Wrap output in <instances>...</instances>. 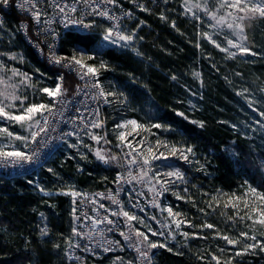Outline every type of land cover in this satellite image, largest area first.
<instances>
[{
    "label": "trees",
    "instance_id": "trees-1",
    "mask_svg": "<svg viewBox=\"0 0 264 264\" xmlns=\"http://www.w3.org/2000/svg\"><path fill=\"white\" fill-rule=\"evenodd\" d=\"M166 7L165 2L156 3L148 13H135L137 16L134 15L135 19L130 23L132 31L135 30L133 50L96 48L98 36L92 34L94 43L88 51H99V57L107 60L105 78L109 79V91L117 94L114 97L120 101L118 105L137 111L146 128L161 123L177 130L160 131L153 128L155 134L149 136L150 141L161 139L165 143L181 142L193 147L196 161L180 162L184 173L183 185L178 188L179 198L170 196L172 208L184 213L187 221L196 226L203 227L205 222L219 224L225 234L233 233L234 218L229 219L233 217L232 213L221 208L218 201L224 197L241 195L247 184L264 190V151L243 139L240 131L237 132L229 124L238 120L233 121L234 118L230 116V120L223 122L217 109L236 115L234 108L227 103L233 102L234 95L230 86L225 87L221 81L213 79L212 69L219 72L224 69L230 74L239 72L244 79L257 83H260L264 73L258 70L255 76H251L255 68L244 64L238 67L235 63L233 66L218 56L213 60L214 63L210 62V67H206L204 60H200V42L195 23L177 12L171 14L176 21L175 28L169 26V22H165L156 12ZM19 19L20 16L12 12L7 15L3 25L10 24L16 30L15 22ZM126 22H130V19ZM77 36L78 32H66L59 51L68 54L83 47L77 45ZM14 43L16 49L21 50L31 63V71L46 73L50 77L58 75L59 69L40 60L20 35ZM201 62L202 70L197 68ZM194 69H200L202 74L201 89L192 88L200 97L197 100L199 112L193 114L195 117L186 114L185 109L181 111L182 106L178 104L184 97V88H187L183 84ZM63 76V88L67 93H72L75 83L73 76L67 72ZM50 83L53 85L55 81L51 80ZM121 92L123 97L119 96ZM178 112H184L187 120L176 115ZM120 113V110L105 106V125H114L116 121L111 123L112 116L119 117ZM192 120L203 121L204 127L199 128L190 123ZM180 129L186 131L181 134ZM52 169V172L41 173L45 177L42 182L44 189H62L65 186H61V182L66 181L82 188H100L104 184L110 185L117 171V168L102 166L92 156L86 159L60 156L54 159ZM32 175L0 173V264H73L65 257L72 235V201L66 194H42L38 187L29 183ZM45 225L48 235L41 237L40 229ZM213 233V230L201 233L202 236L194 238L189 247L184 246L187 242H183L180 248H159L153 255L154 264H210L208 261H212L208 255L214 250ZM258 264H264V257Z\"/></svg>",
    "mask_w": 264,
    "mask_h": 264
},
{
    "label": "rangeland",
    "instance_id": "rangeland-1",
    "mask_svg": "<svg viewBox=\"0 0 264 264\" xmlns=\"http://www.w3.org/2000/svg\"><path fill=\"white\" fill-rule=\"evenodd\" d=\"M165 3L167 4V7L164 10L160 9L159 11H156L155 9V11L158 12L157 15L160 18H162V16L166 17V19H162L165 22L168 21L169 26L175 28L176 21L173 19V16H171V14H177V12H181L183 16L189 18L192 22L195 23L196 35L199 37L200 42V46H198L199 55L201 56L200 60H204L203 63L206 67H210V62H213V60H215V57L218 56L220 60H223V62L231 64L233 66L235 63V66L238 67L240 66V64H244L246 67L248 66L251 68H255L254 71H251V76H255V72H257L258 70L264 73V18H256L251 21H244L245 28L243 35L246 37V40L243 41V44L246 47L250 48L251 53H255L254 55L251 53L244 54L241 53L238 49L232 48L227 44L228 39H232L238 43L241 42L239 40V34L234 33L233 30H230L223 25L212 27L211 25H215L216 21L205 14V7L209 12H216L217 16L225 15L226 12L231 11L229 9H221L219 7L220 0H189L187 6L185 5V0H165ZM197 5H199V7H197ZM187 7H191L192 11L188 12ZM193 13H195V15H193ZM197 16H199L200 19H197ZM134 19L135 18L132 17L130 19V22H123L120 25L119 30L123 31L125 34H130L132 32L130 23L133 22ZM230 20L231 18H229V21ZM15 24L17 23L15 22ZM173 24L175 26H173ZM108 27L110 26L105 23H100L99 28H97V30H95L94 32H91L92 34H96L98 36V46L96 48L104 49L112 47L133 50L135 38L129 43V46L127 47H121V45L124 43L122 41L118 44H111L110 42L103 41L102 36L104 35L105 30ZM204 33H207L208 36L211 37V39H208L204 35ZM18 35L20 34L18 33L17 28L15 30V26L11 27L10 24H7L6 26L3 25V27L0 29V63H3L4 65V67L0 69V102H3L4 105H7L6 111H10L15 114H20L21 99H23L24 97H27V99L23 100V107H27L30 103H36V100H38L37 104H47L51 102L53 98L48 97L47 94L40 91V89L45 87L54 89L56 84L61 82L58 79V77H60L59 71L57 76L50 77L49 74L41 73L39 71H31L29 69V65H31V63L27 61V57L21 50L16 49V45L14 43V40ZM113 39H115V36L113 37ZM202 40L204 41L203 45ZM213 40L216 41V44L220 45V48H217L216 45L212 43ZM222 48H228L229 51L235 52L236 55L234 57L229 56L227 52L221 51ZM98 52L99 51L90 53L88 51L86 55H95V59H86V63L94 65L99 69L98 77L99 79L101 78L100 81L103 83L104 89L107 92H110L109 79L105 78L104 72L105 70H108V68H99L101 62H104L107 65L108 62L107 60H102L99 57L100 55ZM13 54H15L16 59L11 58ZM73 54L79 56V52L77 51L74 53V50L67 55L72 56ZM197 68H200L202 70V62L199 63ZM12 69H18L21 75L14 76L12 73ZM200 69H194L193 72L190 73L188 80H186L183 84L184 87H187L184 88V97L182 98V100L178 101V104L182 106L181 111L185 109L187 111L186 114H190L192 116H194L193 114L199 110L197 100H200V97H198L197 92L192 90V88H195L196 90L201 89L202 74ZM197 73L199 74V78H196ZM23 74H27V76L29 77L27 83H21V81L24 79ZM212 74L214 80L221 81L225 87L230 86L231 90L233 91L231 92L234 95L233 102L230 103L227 101V103L234 108L236 115H231L230 113L222 111V109H217L219 111V114L221 115L223 122H227L228 120H230V116L234 118L233 121L238 120L237 122L235 121L236 123L230 122L229 124L232 126L235 125L234 128L237 132L240 131L239 133L240 135H242L243 139L248 141L254 147L263 148L264 151V116L260 115L261 112H264V77H262L260 83H257L253 80L248 81L244 79L243 75L239 72H237L236 74H230L224 69L220 72L218 70L212 69ZM51 80L55 81L53 85H51L50 83ZM12 96L20 97L21 99L13 100L11 99ZM119 102L120 101L114 96H108L105 104V106L112 107L113 110L121 111L119 117L112 116L111 123L113 122V120L116 121L114 125L106 126L104 120L105 116H103L102 122H100L102 124L101 127L93 128L85 135L81 136L78 140H74L66 149H64L60 153H57L56 156L52 157L45 164L40 166L33 173L30 180L31 184H33L35 188L38 187V190L39 188L43 187L42 182L45 177H43L41 173L43 171L49 172L48 169L53 168L54 159L60 156L61 158L75 157L80 159H86L87 157L90 158V156H92L93 159L99 162L102 166L108 168H117L119 164L118 153H120V147H125L129 149L128 153H131V155H128V158L136 159L137 163L143 164L141 168L144 171L149 172V177L144 178L149 193L152 194L156 190H158L155 193L154 201L151 204V210H153V213H147L146 216L140 215L135 221H133L135 228V231L133 230V232L135 233L134 241L139 244L140 251H148L149 254L153 256L159 248H175V246L180 248L183 242H187L184 246L189 247V243L194 238L202 236L201 233H204L207 230H213L214 233L211 235V238L215 240L213 242L214 250H212L208 255L212 261H208V263L217 264V260L213 259V257H217L220 264H258L260 261H262L264 257V251H262L259 246H257L255 249H250L247 252H242V254L239 256L236 255V252L241 251L247 244L255 243V241L247 237H241L240 233L242 232L248 233L249 237L255 235L258 241L264 243V226L259 224L254 225L253 221L247 218L241 219V217H247V215L249 214V210L245 209L244 207L246 202L255 207L262 206L261 202L258 200V197H255L250 192V184H247L243 187V192L241 195L235 197H224V199L218 201V205L221 208L230 210L232 213V218H234V221L232 222V224L234 225L233 233L227 232L225 234L222 225L219 224H212L214 226L213 228H207L204 227V225L210 224L208 222H205L202 227L200 225H194L191 221H187L184 213L174 210L170 205L172 204L170 196H172L173 198L179 197L178 192L180 193V191L178 188L183 185V180L176 179L175 177H167L164 174L169 171H175L177 169L183 173L180 162H190L191 160L196 161V154H189V159L186 161L184 159H181L180 156H173L170 153V149L173 145H175L177 148H183L186 146L181 142L165 143L160 139L158 141L161 143L158 146V141H150L149 136L151 137L152 134H155L152 130L153 128L151 127V125L146 128V125L143 123L141 117H139V115L137 114V111L132 109H124L123 107L118 105ZM13 104L16 105V107H11V105ZM130 120H136L140 125H143V128L137 129L136 132H133L131 125H128L127 128L115 127V125L117 124H124L126 121ZM257 121H259V123H257ZM34 126L35 124H33L30 128L26 125L21 126L18 123L0 117V128L7 127L8 130L14 134V136H27L29 138L27 141H19L15 140L14 137L0 135V147H4L5 145H7L8 147L4 148V150L8 151L24 147L25 144H27L31 140V133L34 130ZM145 128L150 129V131H147L145 133ZM159 130L168 131L164 128H161ZM122 131L126 134L132 132V135H128L126 141H124L123 143L118 139L119 133ZM93 134L101 136L103 137V139L99 141L93 140L91 138ZM156 135H158V133H156ZM142 139L144 140V143L139 144L138 141ZM129 142L131 146H129ZM164 144H167L168 147L165 148ZM72 145H75V147H72ZM149 147H151L153 150L151 154L147 152V148ZM96 150H102L106 156H115L116 159L111 160L108 164H105L96 158ZM142 151L144 157L150 160L149 165H145L143 163V158L140 155ZM161 152L164 154L163 157H161L160 159L152 160L151 157L153 154L159 156ZM154 173L161 174L159 177L160 183H157L156 180H152L151 183H149V178ZM164 180H173L174 183L164 184ZM153 185H155V191L151 190ZM61 186L65 187L62 189L58 188L56 190L45 189L46 192L41 193L44 195H47L46 193H51V196H53L54 194L68 193L70 190H73L76 184L74 182L66 181L61 182ZM165 188H167L168 190L164 191ZM257 191L264 192V190L259 189H257ZM66 195L70 197V194ZM236 197H240V200H236ZM226 204L228 205L227 207H225ZM232 204L237 205V207L233 208ZM169 207L172 208L174 214L172 216H170L166 210ZM237 212H239V215H237ZM175 213H179L180 215L176 216ZM176 220L187 221V223L182 222L180 228L177 229L175 225ZM157 221L160 222L161 227L168 226L170 228L169 231L160 230L158 233H156V235H152V228L155 224H157ZM130 222L132 221L130 220ZM149 229H151V232H149ZM137 231L143 232L148 235L149 241L156 243L157 245L164 244L166 245V247L158 246L154 249H149L148 242L144 241L142 236H137ZM160 233H163V235H161ZM183 233H188V235L185 236L183 235ZM217 233H219V235H217ZM225 235L230 239L239 240L240 243L236 245L227 244V242L221 238ZM173 236L175 237L174 239ZM129 248L130 245L129 247H118V249H115L111 257L102 261V264H109L112 261H114L116 264H135L133 251ZM65 257L67 261L70 262L66 255ZM201 258L203 259L204 256H201ZM203 260H205V258Z\"/></svg>",
    "mask_w": 264,
    "mask_h": 264
},
{
    "label": "built area",
    "instance_id": "built-area-1",
    "mask_svg": "<svg viewBox=\"0 0 264 264\" xmlns=\"http://www.w3.org/2000/svg\"><path fill=\"white\" fill-rule=\"evenodd\" d=\"M23 2L24 0H10L9 6L0 5V21L3 22L0 27L4 24L7 15L12 12L17 13L20 19L17 21L16 28L24 42L40 60L57 67L59 76L63 75L64 72L70 73L76 82L72 93L65 91L63 97L56 98L55 107L52 108V111L44 113L48 119L47 126L41 120L40 125L34 126L33 132L39 131L41 127H46L47 130L41 132L35 141L31 138L26 144L27 147L19 148L28 155L35 153L36 158L32 161H22L19 164L0 160V173L13 176L34 173L41 165L66 149L71 142L78 140L92 130L93 121L102 122L103 107L106 100L99 95L98 88L92 87L94 79L91 76L80 79L77 72L69 71L67 68L50 62V57L53 54L71 57L59 51L64 34L68 31L77 32L76 29L80 27V25H73L69 21L83 19L85 24H93V28L90 29L91 32L97 30L100 23H105L110 27L118 25L119 30L120 25L131 19L136 12L144 11L140 5L147 8L146 12H149L154 4L163 3L165 0H117L115 4L101 5L102 8L109 11L111 16L117 17L116 20H109L92 14L94 5L91 3L85 5L82 0L79 3L76 0H36V9L42 13L39 23L35 21L27 7L25 9L19 7ZM56 3L61 6L74 4L77 11L69 12L66 9L65 13H59V9L55 7ZM45 21H51V23ZM22 25L27 27L22 28ZM48 45H53L51 51ZM100 85L103 87L101 81ZM51 102L47 104H51ZM71 133L76 134L72 135ZM128 152V148L120 147L119 164L111 185L104 184L103 187L95 189L76 186L72 190L82 194L76 197L70 195L72 201V237L67 244L65 254L73 264H102V261L112 256L115 249L120 246L129 247V245V249L134 254L135 264H154L153 256L149 254V259H145L137 251L139 244L134 241L135 233L133 232V230L135 231L133 221L136 219L130 222L127 217L119 215L121 208L136 218L140 215L146 216L147 213H153L151 204L154 201L155 193L158 191L150 194L145 179L142 181L132 180L129 172L136 175L141 171L143 164H129L128 160L130 159L126 155ZM118 176L123 177L119 182H117ZM109 196H114L119 204L113 203L108 198ZM101 204L104 205L103 208L100 207ZM112 213H117V215ZM105 217L107 220H112L113 223L108 224ZM95 220H103L104 222L94 224ZM156 223L152 228L153 233H158L160 230L169 231L168 226L161 227L159 221ZM73 229H76L79 235L74 234ZM105 248L109 250L105 251ZM109 264L116 263L112 261Z\"/></svg>",
    "mask_w": 264,
    "mask_h": 264
},
{
    "label": "snow or ice",
    "instance_id": "snow-or-ice-1",
    "mask_svg": "<svg viewBox=\"0 0 264 264\" xmlns=\"http://www.w3.org/2000/svg\"><path fill=\"white\" fill-rule=\"evenodd\" d=\"M76 2L79 3V2H81V0H76ZM82 2L85 5H88L89 3L94 5V7L92 8V14H94L96 16L105 17L109 20H116L117 19V17L111 16L107 9L101 7V5H103V4H115L117 2V0H82ZM188 2H189V0H185L186 6L188 5ZM9 4H10V0H0V5L7 7V6H9ZM19 7L21 9H25L27 7L28 11L31 12V15L35 19V21L37 23L40 22L42 13L40 10L36 9V0H24V2L22 4H20ZM55 7L59 9V13H65L66 9L69 12H76L77 11V8L75 7L74 4L73 5L64 4L63 6H61L59 3H56ZM140 7L144 11L148 10L147 8H144L143 5H140ZM197 7H199V5H197ZM219 7L221 9H229L231 11L226 12L225 15L217 16L216 12H209L206 7L204 9L205 14L210 16L213 20L216 21V24L211 25V26L215 27V26L223 25V26H226L228 29L233 30L234 33H238L239 34V40L241 42L238 43L232 39H228L227 44L229 46H231L232 48L238 49L241 53H244V54L251 53L250 48L246 47L243 44V41L246 40V37L243 35L244 28H245L244 21L245 20L251 21V20H254L256 18H264V0H220ZM187 11L191 12L192 11L191 7H187ZM193 15H195V13H193ZM162 18L166 19V17H163V16H162ZM196 18L200 19L199 16H197ZM229 18H231L230 21H229ZM45 22L51 23V21H45ZM2 23L3 22L0 21V24H2ZM69 23H71L73 25H80V27L76 29V31L78 32V36L75 37V39H76L77 45L78 46L83 45V47H78L77 49H74V53L78 51L79 56H77L76 54H73L71 57H67V56H56L53 54L50 57V62L55 63L57 65H60L63 68H67L69 71L77 72L80 79H83L86 76H91L94 79V83L92 84V87L98 88L99 89V95L103 96L106 101H107L108 96H116L117 94L115 92L105 93L104 88L101 87V85H100L99 79H97V77L99 75V69L94 65H90V64L86 63V59L87 60H94L95 59V55H86L88 50H89V47L94 43V39H93L92 33L90 31V29L93 28V24H91V23L85 24L83 19L75 20V21H69ZM141 24H143V21H141ZM173 26H175V25L173 24ZM21 27L26 28L27 26L22 25ZM137 27H140V25H137ZM45 31H49V30H45ZM204 35L208 39H211V37L208 36L207 33H204ZM114 36H115V39H113ZM134 38H135V30H133L130 34H125L123 31L118 30V25H113L111 27H108L105 30L104 35L102 36L103 41L110 42L111 44H118L121 41L124 42L121 45V47L129 46V43L131 41H133ZM212 43L215 44L217 48H220V45L216 44V41L213 40ZM36 46L38 47L39 45L37 44ZM48 47H49L50 51L53 49V45H48ZM101 47H102V45H101ZM221 51L227 52L228 55L232 56V57H234L236 55L235 52L229 51L228 48H222ZM251 54L254 55L255 53H251ZM11 58L16 59L15 54H13L11 56ZM3 67H4L3 63H0V69H2ZM99 68L100 69H107L108 65L104 62H101L99 65ZM12 73L14 76L21 75V73L19 72L18 69H12ZM196 75L198 76L199 74L197 73ZM23 76H24V79L21 81V83H27L29 80V77L27 76V74H23ZM58 79L61 82L57 83L54 89L46 88V87L40 89V91L47 94L48 97L53 98L51 104L30 103L27 107H23V100L27 99V97H24L23 99H21L20 97L12 96L11 99H13V100L21 99L20 114H15L13 112L6 111L7 105H4L3 102H0V117L6 118L9 121H13L15 123H18L21 126L26 125L29 128L32 127L33 124L40 125L41 120L43 121V124L45 126H47L48 119H47V116L44 115V113L45 112L50 113L52 111V108L55 107L56 98L57 97H63L64 93L66 91V89L62 88L64 76L61 75L60 77H58ZM173 79H175V77H173ZM119 96L123 97V93L121 92L119 94ZM121 102L123 103L124 100H121ZM11 107H16V105L13 104V105H11ZM176 115L183 117L185 120H187V117L185 116L184 112H178V113H176ZM260 115L264 116V112H261ZM190 123L197 125L199 128L204 127L203 121L192 120V121H190ZM257 123H259V121H257ZM128 125L132 126L133 132H136L137 129L143 128V125H140L136 120L126 121L124 124L115 125V127L116 128H127ZM101 126H102V124L100 122H96V121H93L91 124L92 128H99ZM151 127L156 128V129L164 128L165 130L173 131V132L177 131L176 129L171 128V125H164L161 123H154L151 125ZM233 127H235V125H233ZM46 130H47L46 127H41L39 129V131L32 132L31 133L32 140L35 141L36 137L39 136L41 132H44ZM144 130L150 131V129H144ZM184 131H186V129H180L181 134H183ZM71 134L75 135L76 133H71ZM0 135H6L7 137H14L15 140H19V141H27L29 139L27 136H18V135L14 136V134L12 132H10L7 127L0 128ZM128 135H132V132H129L126 134L125 132L122 131L119 133L118 139L123 143L124 141H126ZM91 138L93 140H97V141L103 139V137L95 135V134H93L91 136ZM138 143L143 144L144 140L142 139V140L138 141ZM160 143L161 142L158 141L157 145L159 146ZM129 146H131L130 142H129ZM6 147H8V146L5 145L4 147H0V160H3L5 162L10 161L13 164H19L22 161H32L34 158H36L35 153H33V155H28L26 152L19 150V148H16L12 151H6V150H4V148H6ZM25 147H27L26 144H25ZM72 147H75V145H72ZM164 147L167 148L168 145L164 144ZM152 151L153 150L151 147L147 148V152L149 154H151ZM170 153L173 156L178 155V156H180L181 159H184L187 161L189 159V154L194 155V149L192 146H185L183 148H177L175 145H173L170 149ZM126 155H131V153H128ZM140 155L143 158V163L145 165H149L150 160L148 158L144 157L143 151L140 153ZM163 155L164 154L161 152L159 156H156L155 154H153L151 158H152V160H156V159H160L161 157H163ZM95 156L99 161H101L105 164H108L111 160L116 159L115 156H106L102 150H96ZM128 163L129 164H136L137 160L136 159H130V160H128ZM48 171L52 172L53 169L49 168ZM160 175L161 174H159V173H154L149 178V183H151L152 180H156L157 183H160V179H159ZM164 175H166L167 177H175L176 179H179V180L184 179V173L180 172L178 169L175 171H169ZM129 176H131L132 180L142 181L145 177H149V172L141 169V171L139 173H137L136 175H132V173L129 172ZM122 179H123L122 176H118L117 182H119ZM29 183H31V181H29ZM163 183L164 184H170V183H174V181L173 180H164ZM151 190L155 191V185L152 186ZM167 190H168L167 188L164 189V191H167ZM249 190L255 197H258V200L261 202L262 206L261 207H255V206L246 202L244 207H245V209L249 210V214L247 215V217H241V219L247 218L249 220H252L254 225L259 224V225L264 226V192H258L256 188L251 187V186H249ZM39 191L42 193L46 192V190L43 187L39 188ZM185 191H187V189H185ZM46 194L51 195V193H46ZM64 194H70L73 197L82 195L81 193H77V192L71 191V190L68 193H64ZM158 194H160V193H158ZM100 195H103V194H100ZM246 195H247V193H246ZM108 198L111 199L113 203L119 204V201H117L114 196H109ZM236 200H240V197H236ZM227 206L228 205L226 204L225 207H227ZM100 207L103 208L104 205L101 204ZM232 207L236 208L237 205L232 204ZM166 210L170 216L174 215L171 207L167 208ZM112 214L117 215V213H112ZM119 215H123L124 217H127L128 220L137 219L135 216L129 215V213L127 211H124L123 208H121ZM175 215L179 216L180 214L175 213ZM237 215H239V212H237ZM41 217L43 218V213H41ZM105 219L107 220L106 217H105ZM229 219H232V217H230ZM103 222H104L103 220H95L94 224H99V223H103ZM182 222L187 223V221H180V220L175 221V225H176L177 229L180 228V225ZM107 223L112 224L113 221L107 220ZM204 227L213 228L214 226L212 224H207V225H204ZM73 232H74V234L79 235V233L77 232L76 229H73ZM149 232H151V229H149ZM121 234L123 235V233H121ZM160 234L163 235V233H160ZM40 235H41V237L48 235V229H47L46 225L40 229ZM136 235L142 236L143 240L148 242V248L149 249H154L158 246L159 247H166V245H164V244L157 245L156 243L149 241L148 235H146L143 232L137 231ZM152 235H156V233H152ZM183 235L187 236L188 233H183ZM217 235H219V233H217ZM240 236L241 237H247V238L255 241V243L247 244L241 251H237L236 252L237 256L241 255L242 252H247L250 249H255L257 246H259L261 248V250L264 251V243H262L261 241H258L256 239L255 235L249 237L248 233L242 232V233H240ZM174 238L175 237L173 236V239ZM221 238L224 239L227 242V244H229V245H236V244L240 243L239 240L230 239L226 235L222 236ZM76 246L79 247V245H76ZM56 247H59V245H56ZM108 250L109 249L105 248V251H108ZM137 251L140 252V256L144 257L145 259H149V252L148 251H140L139 248H137ZM169 251H171V249H169ZM213 259H216L217 264H220L217 257H213Z\"/></svg>",
    "mask_w": 264,
    "mask_h": 264
}]
</instances>
